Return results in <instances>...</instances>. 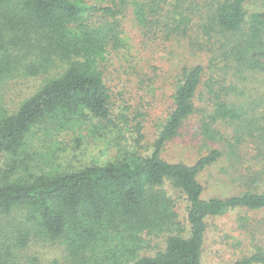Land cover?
Returning <instances> with one entry per match:
<instances>
[{
	"label": "trees",
	"instance_id": "16d2710c",
	"mask_svg": "<svg viewBox=\"0 0 264 264\" xmlns=\"http://www.w3.org/2000/svg\"><path fill=\"white\" fill-rule=\"evenodd\" d=\"M252 3L260 10H249ZM48 64L53 76L37 91L15 111L0 108V264H20L18 250L46 240L58 241L74 264H202L209 216L264 207V191L201 197L197 175L221 157L217 148L191 165L162 157L188 135L227 141L211 128L219 121L245 131L235 143L253 139L264 149V0H0V81ZM160 75L169 81L163 118L149 115L146 99L155 80L165 85ZM145 116L159 126L149 145ZM75 117L117 136L131 121L121 154L12 176L7 155L19 154L37 125ZM167 183L185 195L187 232L142 254L145 236L181 226ZM232 264H264V251Z\"/></svg>",
	"mask_w": 264,
	"mask_h": 264
},
{
	"label": "rangeland",
	"instance_id": "374dc122",
	"mask_svg": "<svg viewBox=\"0 0 264 264\" xmlns=\"http://www.w3.org/2000/svg\"><path fill=\"white\" fill-rule=\"evenodd\" d=\"M248 8L251 11L260 10L256 3L248 5ZM125 22L124 26L128 28V21ZM58 68L62 70L61 67L54 70ZM52 76L48 64L34 76L20 72L4 77L0 81V108L10 112L15 111L25 98L31 96L46 79ZM159 78L166 82L165 85L162 86L159 80H155L156 84L152 85L155 95L149 92L146 99L152 101L149 115L163 118L168 101V92L165 89H168L169 81L165 80V75H160ZM148 91L149 86L145 88V92ZM120 106L114 105L115 108ZM81 119L82 121H76L75 117L74 120L62 124L63 121L47 118L37 125L29 134L20 153L11 157L7 155L6 167L14 170L12 176L27 179L33 174L52 170L69 171L84 165L104 164L121 154L130 135L131 121L128 124L124 120L121 134L117 136L113 133H104L103 123L100 121L90 118ZM126 120L130 119L126 118ZM142 121L150 124L144 129V140L149 145L155 131L156 133L159 131L158 121L153 118V122H150L151 117L146 116ZM211 128L213 131L216 129L219 133L225 134L228 140L219 142L221 139L217 134V140L212 141L203 140L204 137L201 135L199 137L188 135L186 142L178 139L170 143L162 152V157L169 162L181 161L191 165L199 158L200 153L211 148L219 149L222 152L221 157L204 167L197 175V180L203 187L201 197L205 200L225 199L247 191L263 192L264 149H258L257 142H253V139H239L235 143L232 137L239 135L240 138H244L245 131L233 127V124L219 121ZM76 138L80 139L79 142ZM233 144L235 145L229 147L230 149L227 147ZM163 188L173 200L174 209L179 213L176 221L181 224L183 231L180 225H170L168 227L170 230L153 232L145 236L147 244L142 254L157 252L164 246L168 235H185L187 232L185 195L169 183ZM242 219H245V223L241 222ZM244 227L248 230H243ZM256 250L264 251V207L252 210L244 207L229 208L220 216L207 218L202 264H232L244 256L253 254ZM17 253L19 257L16 259L20 264H74L65 257L64 247L54 240L30 242Z\"/></svg>",
	"mask_w": 264,
	"mask_h": 264
}]
</instances>
